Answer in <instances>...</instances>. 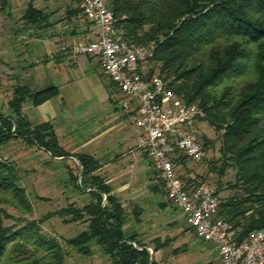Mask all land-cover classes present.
I'll return each mask as SVG.
<instances>
[{"label":"trees","instance_id":"obj_1","mask_svg":"<svg viewBox=\"0 0 264 264\" xmlns=\"http://www.w3.org/2000/svg\"><path fill=\"white\" fill-rule=\"evenodd\" d=\"M6 4L0 0V14ZM111 9L132 47L156 44L147 78L159 75L180 99L198 107V124L206 122L222 133L221 158L211 162V170L223 177L232 169L235 181L234 193L220 199L218 217L232 226L237 241L249 239L264 229V0H112ZM25 19L42 25L45 14L31 5ZM57 95V87L34 92L15 86L8 113L0 108V149L24 140L53 160H77L78 176L67 167L69 184L91 201L82 208L72 203L57 214L68 224L87 223L68 245L90 255L94 244L112 264H160L138 232L126 230L129 213L99 174V161L67 151L53 125L33 124L24 115L26 102L39 106ZM202 140L205 151L211 142ZM19 182L17 166L0 161V264H64L62 246L46 237L36 221L5 226L4 218L10 217L3 204L32 210ZM132 214L140 222V211ZM153 243L155 254L167 246L159 238Z\"/></svg>","mask_w":264,"mask_h":264},{"label":"rangeland","instance_id":"obj_2","mask_svg":"<svg viewBox=\"0 0 264 264\" xmlns=\"http://www.w3.org/2000/svg\"><path fill=\"white\" fill-rule=\"evenodd\" d=\"M88 62L80 69L76 67L71 69V79L69 77L67 82L64 80V76L61 80L56 81L60 97L54 99V106L58 110L59 117L54 121L58 139L65 149L68 147L78 148L80 154H85L92 149L100 153L103 150L113 149L130 132L128 125L122 120L120 121L122 122L121 126L119 125L116 131L100 140L96 139L97 141L95 140L93 145L81 148L89 136L92 139L102 132V125L107 122L106 119L115 115L116 107L121 108V113L125 116L120 103L109 101L106 98L109 95L107 88L110 80L103 76L99 66ZM146 67V71H148L149 63ZM1 74L0 72V76ZM0 93L3 95L0 98V108L4 113H8V90L0 85ZM61 98H64L65 105ZM129 121L131 119L127 121L128 124ZM197 131L202 145L204 144L202 137H205L211 144L205 150L203 162L196 164L186 161L180 171L181 177L185 181L192 180L194 185H198L202 181L216 184L220 190V199L224 200L234 193L230 187L235 181V171L229 169L223 177H220L218 173L211 170V162L221 158L222 133L206 122L198 124ZM0 161L13 162L17 166L20 187L26 191L32 207L31 212L24 213L11 205L3 204L2 208L10 217L4 218L5 226L16 224L22 226L27 221H36L40 224L42 233L46 237L56 239L62 246L65 253L64 264H112L109 257L94 244L91 245L90 255L68 245V240L75 238L87 229V223L68 224L65 222V217L57 216L60 211L72 203H75L78 208H82L91 201L89 194L80 193L78 189L69 184L67 167H70L75 176H78L80 167L77 160L74 158L63 161L53 160L48 152L37 146L29 145L24 140H13L0 149ZM125 164L129 165L130 163L127 161L123 165H115V169L122 168L126 166ZM132 167L136 170L135 176L130 179V182H133V188L120 196L129 213L126 230L138 232L140 240L149 245L151 254L158 262L173 257L174 254L172 255L171 252L176 249L173 247L163 253H152L154 252L152 243L157 238L175 239L179 241L176 244L179 248L184 247L183 244L186 242L190 243L189 257L199 259L202 244L207 243L200 240L187 227L180 211L173 210L175 207L169 199L164 185L158 180L148 161L142 158L139 163L132 164ZM155 185L156 190L153 191L152 187L154 188ZM134 209L141 211L140 222H135L132 214ZM169 214L178 215L179 228H184L181 235L175 231L177 228H172Z\"/></svg>","mask_w":264,"mask_h":264},{"label":"built area","instance_id":"obj_3","mask_svg":"<svg viewBox=\"0 0 264 264\" xmlns=\"http://www.w3.org/2000/svg\"><path fill=\"white\" fill-rule=\"evenodd\" d=\"M111 1L83 0V17L95 26L97 37L92 42L63 43L59 49L98 61L104 75L133 105L129 110L138 130L137 147L148 156L187 226L200 240L217 248L221 264H264V229L237 241L232 226L218 217V186L206 181L188 186L181 177L182 158L199 164L205 157L197 131L200 111L180 99L159 75L147 78L146 66L157 46L132 47Z\"/></svg>","mask_w":264,"mask_h":264},{"label":"crops","instance_id":"obj_4","mask_svg":"<svg viewBox=\"0 0 264 264\" xmlns=\"http://www.w3.org/2000/svg\"><path fill=\"white\" fill-rule=\"evenodd\" d=\"M82 2L83 0H7V4L0 14V72L2 73L0 85L8 90V105L15 86L26 85L33 91H42L50 87L58 88L56 85L58 79L61 80L64 76V80L67 82L72 72L70 70L75 67L80 69L89 63L88 61L99 66L105 76L99 62L90 56L75 55L71 51L59 49L63 43L71 45L79 42H92L97 37L98 31L95 26L86 22L83 17ZM31 5L45 14L42 25L29 24L25 19V14ZM107 89H109V95L106 98L109 101L120 103L125 116L122 115L121 108L116 107L115 115L106 119L107 122L102 125V132L92 139L89 136L81 148L93 145L96 139L100 140L116 131L118 126H121L122 122L120 121L122 120L128 125L130 132L113 149L103 150L102 153L92 149L85 153L99 161L101 165L99 174L105 177L113 187V194L121 199L122 193L133 188V182H130V179L135 176L136 170L132 164L139 163L143 158L148 161L151 167L152 165L146 153L137 147L138 130L133 122L134 114L129 110L133 105L111 81ZM59 93L58 88V96L39 106H35L32 101L26 102L23 105V113L32 122L50 123L54 127V121L59 118L58 110L54 106V99L60 97ZM2 96L0 93V98ZM61 99L65 105L64 98ZM129 119L131 121L128 124ZM66 150L72 154L80 152L78 148L74 147H68ZM127 161H129V165L125 164L126 166L115 169V165H123ZM153 171L155 172L154 169ZM152 189L155 191L156 185ZM173 210L179 212L176 207ZM169 215L172 228H177L175 231L179 234L182 233L184 228H179L178 215ZM183 218L185 220V217ZM160 240L163 243L167 241V246L157 254L173 247L176 249L171 252L172 255L174 254L173 257H169L166 261L160 260V264H221L217 248L212 245L202 244L199 259H193L189 257L190 243L186 242L183 244L184 247L179 248L176 245L179 241L175 239ZM152 244L154 245V243ZM181 249H184V252Z\"/></svg>","mask_w":264,"mask_h":264},{"label":"water","instance_id":"obj_5","mask_svg":"<svg viewBox=\"0 0 264 264\" xmlns=\"http://www.w3.org/2000/svg\"><path fill=\"white\" fill-rule=\"evenodd\" d=\"M152 253H154V252H152Z\"/></svg>","mask_w":264,"mask_h":264}]
</instances>
